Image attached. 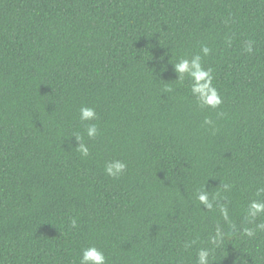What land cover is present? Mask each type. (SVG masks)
Masks as SVG:
<instances>
[{
    "label": "trees",
    "instance_id": "trees-1",
    "mask_svg": "<svg viewBox=\"0 0 264 264\" xmlns=\"http://www.w3.org/2000/svg\"><path fill=\"white\" fill-rule=\"evenodd\" d=\"M197 55L214 108L175 69ZM253 201L264 0H0V264H80L90 246L106 264H198L201 249L264 264Z\"/></svg>",
    "mask_w": 264,
    "mask_h": 264
},
{
    "label": "clouds",
    "instance_id": "clouds-1",
    "mask_svg": "<svg viewBox=\"0 0 264 264\" xmlns=\"http://www.w3.org/2000/svg\"><path fill=\"white\" fill-rule=\"evenodd\" d=\"M245 50L249 53L252 52V42L249 41L245 45ZM204 53H207L208 49L205 47L203 48ZM175 69L178 73H185L187 72L189 76L194 81L192 92L196 95L201 103L202 106H210L216 107L221 103V99L217 94L216 89L212 86L211 81V70H204L200 64V57L197 55L189 62L186 59H181L179 63L175 65ZM203 81V83H199ZM80 118L82 120H89L96 117L95 110L91 107H81L80 108ZM212 121L209 119L205 120V123H211ZM88 135H95L97 132V128L95 124H91L88 129ZM79 139V137H78ZM77 151L82 156H87L89 154V149L80 145L77 148ZM126 169V164L120 160H113L112 162H108L105 165V172L112 177L119 178V176L124 172ZM200 201L207 204V195L202 194L199 197ZM250 207L256 211H264V203H259L253 201ZM73 226L75 227V221L72 222ZM247 235L251 236L253 233L250 230H246ZM208 256V252L201 249L198 252V264H207L206 258ZM80 264H106V257L104 253L98 250L94 246H90L82 250V254L80 257Z\"/></svg>",
    "mask_w": 264,
    "mask_h": 264
}]
</instances>
